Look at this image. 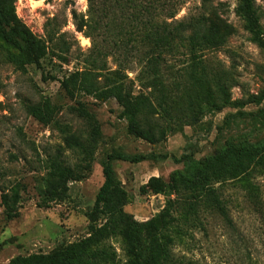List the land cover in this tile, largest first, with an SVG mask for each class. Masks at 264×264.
I'll return each instance as SVG.
<instances>
[{
	"label": "rangeland",
	"instance_id": "rangeland-1",
	"mask_svg": "<svg viewBox=\"0 0 264 264\" xmlns=\"http://www.w3.org/2000/svg\"><path fill=\"white\" fill-rule=\"evenodd\" d=\"M205 1L188 0L177 18L200 11ZM207 1L220 23L229 25L231 34L223 45L204 50L202 65L210 78L224 76L231 101L242 104L222 105L215 99V83L207 81L206 99L191 109L188 117L178 119L162 111L142 119L144 124L166 131L164 140L150 143L129 133L128 120L120 115L122 108L115 98L102 101L83 92L72 97L61 86L65 76L86 68L87 59L96 55L94 39L77 29L73 17V11L86 13L88 1L13 0L21 22L36 37L47 40L53 51L41 68L28 65L22 70L6 57L14 50L0 41V264H8L19 254L60 250L88 235L90 213L111 152L147 155L140 162L112 161L129 195L125 211L138 221H147L163 209L170 197L141 190L151 176L167 181L173 172H185L227 145L264 142V43L238 13L239 0ZM254 4L264 36V0H255ZM109 34L100 32L95 40L107 66L116 69L121 59L113 52ZM137 45L135 40L129 43L130 47ZM59 54L67 59L62 60ZM166 58L162 69L165 82L169 89L181 93L177 84L191 81L187 68L190 55L180 47ZM138 70L134 61L126 65L129 89L133 94H150L153 99L151 88L142 86ZM254 96L258 102H251ZM171 103L168 109L173 113L185 105L178 97ZM28 104L49 105L53 118L49 123L41 121L28 110ZM71 135L85 147L96 144L92 158H88L89 167L85 166L82 149L69 146L66 139ZM56 155L72 168L85 166V176L70 181L66 200L40 206L50 181L48 160ZM218 184L231 222L217 212H203L201 221L171 232L173 253L196 264H264V167ZM4 193L19 195L20 213L13 219L4 212ZM107 243L116 252L114 261L107 264H130L121 237H111Z\"/></svg>",
	"mask_w": 264,
	"mask_h": 264
},
{
	"label": "trees",
	"instance_id": "trees-1",
	"mask_svg": "<svg viewBox=\"0 0 264 264\" xmlns=\"http://www.w3.org/2000/svg\"><path fill=\"white\" fill-rule=\"evenodd\" d=\"M87 1L86 13L78 14L73 11V17L77 29L94 39L96 55L87 59L86 68L76 70L61 80V86L68 95L73 97L77 92H83L102 101L115 98L122 108L120 115L128 120L129 133L150 143L164 140L166 131L144 124L142 119H149L162 111L165 115L176 116L178 119L188 117V112L206 99L207 89L204 88V83L207 81L215 83L218 92L215 93V99L222 102V105L242 104L240 101H231L224 76L210 78L202 65L204 50L223 45L231 34L229 25L220 23V17L212 7L209 8L207 0L203 2L200 11L182 19L177 18V14L188 0ZM254 2L255 0H239L237 11L256 38L264 43ZM100 32H110L113 52L121 59L116 69L109 68L102 58L101 48L95 40ZM132 40L137 42V47L129 46ZM0 41L14 50L8 51L6 57L16 68L22 70L28 65L41 68L42 62L53 51L47 40L36 37L21 22L15 12L13 0H0ZM180 47H184L191 58L187 66L191 81L186 84L178 83L176 87L181 90L178 93L176 89L168 88L162 69L166 57ZM59 57L67 59L61 54ZM133 61L139 67L138 78L142 86L151 88L153 99L150 94H133L129 89L125 69ZM43 78L47 79V76L43 75ZM176 97L185 101V105L173 113L168 106H172L169 102ZM251 99V102L259 101L255 96ZM28 110L45 123L53 118V108L49 105L28 104ZM66 140L69 146L82 149L84 159L87 160L85 166L89 167L88 158L93 156L94 144L85 147L75 135ZM146 158L145 154L111 152L103 167L104 182L90 213L92 220L88 235L60 250L19 254L8 264H107L116 257L115 250L107 240L118 236L124 241L130 264H196L175 256L171 232L191 222L201 221V214L208 210L223 215L231 222L218 183L251 174L264 167V142L242 146L227 145L192 164L185 172H173L167 181L160 176H151L141 186V190L163 192L170 194V197L157 215L147 221H138L125 211L129 195L117 178L112 161L121 159L140 162ZM85 166L78 164L77 168H72L58 155L49 158L50 181L39 205L49 207L52 203L66 200L69 197L70 181L84 177L82 169ZM18 199V194H2L4 212L8 219L19 216Z\"/></svg>",
	"mask_w": 264,
	"mask_h": 264
}]
</instances>
